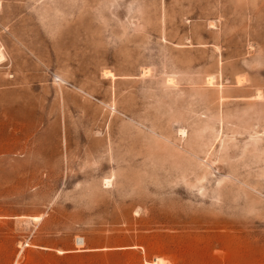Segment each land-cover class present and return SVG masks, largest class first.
Here are the masks:
<instances>
[{"label":"rangeland","instance_id":"374dc122","mask_svg":"<svg viewBox=\"0 0 264 264\" xmlns=\"http://www.w3.org/2000/svg\"><path fill=\"white\" fill-rule=\"evenodd\" d=\"M158 258L264 264V0H0V264Z\"/></svg>","mask_w":264,"mask_h":264},{"label":"bare ground","instance_id":"6f19581e","mask_svg":"<svg viewBox=\"0 0 264 264\" xmlns=\"http://www.w3.org/2000/svg\"><path fill=\"white\" fill-rule=\"evenodd\" d=\"M105 184H106L107 186H109V184H110V180L107 179L106 182H105ZM80 240H81V239H80ZM79 242H82V241H79ZM160 262H161V259L158 258V259H156V260L153 262V264H159Z\"/></svg>","mask_w":264,"mask_h":264}]
</instances>
